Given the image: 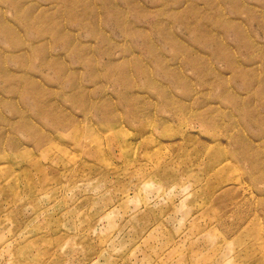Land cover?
<instances>
[{
    "label": "rangeland",
    "instance_id": "374dc122",
    "mask_svg": "<svg viewBox=\"0 0 264 264\" xmlns=\"http://www.w3.org/2000/svg\"><path fill=\"white\" fill-rule=\"evenodd\" d=\"M0 264H264V0H0Z\"/></svg>",
    "mask_w": 264,
    "mask_h": 264
}]
</instances>
